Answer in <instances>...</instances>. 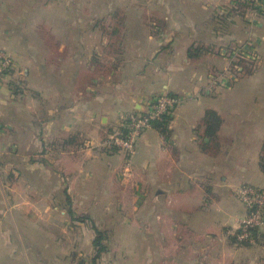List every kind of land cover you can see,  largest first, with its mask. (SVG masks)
Returning <instances> with one entry per match:
<instances>
[{"label": "crops", "instance_id": "crops-1", "mask_svg": "<svg viewBox=\"0 0 264 264\" xmlns=\"http://www.w3.org/2000/svg\"><path fill=\"white\" fill-rule=\"evenodd\" d=\"M260 1L0 0L13 59L0 78V264L91 260L93 227L107 235L97 264L252 263L258 245L232 234L241 155L264 137ZM121 7L131 15L109 16ZM165 94L183 99L165 133L144 131L130 157L106 145Z\"/></svg>", "mask_w": 264, "mask_h": 264}, {"label": "built area", "instance_id": "built-area-1", "mask_svg": "<svg viewBox=\"0 0 264 264\" xmlns=\"http://www.w3.org/2000/svg\"><path fill=\"white\" fill-rule=\"evenodd\" d=\"M264 9V0L260 1ZM13 67L11 55L0 49V78ZM180 97L165 94L147 101L144 109L139 113H131L123 117L124 132H117L107 136L105 143L111 148H117L128 157L136 150L138 139L143 132L153 127L166 116H171L181 102ZM243 203L246 213L238 220L237 232L233 234L236 242L255 244L253 231L264 228V188L251 186L241 187L237 193Z\"/></svg>", "mask_w": 264, "mask_h": 264}, {"label": "rangeland", "instance_id": "rangeland-1", "mask_svg": "<svg viewBox=\"0 0 264 264\" xmlns=\"http://www.w3.org/2000/svg\"><path fill=\"white\" fill-rule=\"evenodd\" d=\"M132 1H136V2L141 1V2H144V3L147 2L149 4V3H153L155 0H132ZM128 14L131 15L130 11H128L126 8L121 7V8H118L117 10L115 9V11L112 14H110L109 16L116 17V18H121V17L128 16ZM169 15H170V10H165V11L158 12L156 10L147 9L146 14H145V17H147V18H158V17H164V16L166 17V16H169ZM240 62L241 63L242 62L244 63L245 60L240 59L239 60V64H240ZM181 104H183V100H181V102L179 103V106ZM216 135H217L216 138H218V133H216ZM262 142H263V139H262ZM258 149L259 148L256 147V141H254V142H252L249 145V148L247 147L246 150H245V151H250V153H248V155L247 154H244V153H243V155H241V160L244 159L246 162H248V163L251 164V166H250L251 167V170L249 171L250 174H248V176H247V179L248 180L247 181H244L243 182V185H241L239 187V189L241 187H246V186H251V187H254V188H257V189L264 188V172L260 168V159L259 158H261L260 157V154L261 153L260 154L258 153ZM245 158H247V159H245ZM239 189H237V193H238ZM238 199H239V197H238ZM239 201L236 200L237 205H239L240 207H242L243 210L246 212V209H245L243 203L241 201L240 202ZM52 206H53V202H52ZM67 219H68L67 220L68 222H71V219L69 217ZM86 219H84V220H86ZM55 225L56 226H52V233H54L55 236H58L59 235V228L60 227H58L57 224H55ZM59 226H62V225L59 224ZM103 234H104V240H103L102 243L105 245L106 239H107V235L105 233H103ZM75 235H77V234L74 233V232L70 233L68 231V233H67L68 238H71L72 240L75 237ZM232 236H233V234H232ZM252 236L255 238V245H258V246H255L253 250H249V253L251 254V258H253L251 264H264V251L262 249L264 247V228L260 229L259 231H253L252 232ZM68 243L70 244V242H68ZM235 244L238 247H240V248H245V247L253 246V245H244V244L238 243L236 241H235ZM78 250L75 251V252L78 253ZM77 257L78 256L76 255L75 258H77ZM56 258H59V257H56ZM71 260H74V259H72V257H71ZM31 264H35V263H31ZM78 264H91L90 258L89 257H85L84 258V261L83 262H80ZM248 264H250V263H248Z\"/></svg>", "mask_w": 264, "mask_h": 264}, {"label": "trees", "instance_id": "trees-1", "mask_svg": "<svg viewBox=\"0 0 264 264\" xmlns=\"http://www.w3.org/2000/svg\"><path fill=\"white\" fill-rule=\"evenodd\" d=\"M250 3L257 1V0H247ZM260 1V0H259ZM170 116H166L163 118L162 121L160 122H156L153 124V126L157 129H159L162 133L166 132L167 129V125L170 122ZM221 125V120L220 117L217 115L216 112L214 111H207L205 113L204 116V126H205V131H204V135L210 139L211 142H215L217 140V131L218 128ZM260 168L261 170L264 172V137H263V142H262V146H261V152H260ZM86 218L84 217H80L77 218L76 220H78L79 222H84ZM86 220H89L88 218ZM94 233H95V237H94V241H93V245L96 248V254L95 256L90 260L91 264H97V261L100 258L101 253L105 252L106 248L103 245V240H104V234L97 230L95 227H93ZM233 241L235 243V237H233ZM247 245V244H244Z\"/></svg>", "mask_w": 264, "mask_h": 264}]
</instances>
